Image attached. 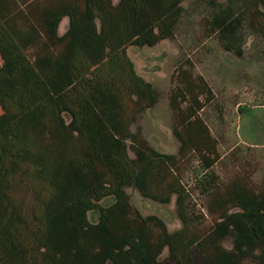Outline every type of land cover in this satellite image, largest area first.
<instances>
[{
    "label": "trees",
    "instance_id": "16d2710c",
    "mask_svg": "<svg viewBox=\"0 0 264 264\" xmlns=\"http://www.w3.org/2000/svg\"><path fill=\"white\" fill-rule=\"evenodd\" d=\"M253 4L264 14V0ZM183 10L182 0H0V264H264V187L211 179L212 224L191 214L185 165L210 170L221 155L201 115L214 91L190 60L169 98L178 152L131 128L160 94L128 47L173 38ZM228 11L211 20L225 39L242 24ZM127 187L159 203L175 196L182 227L134 210Z\"/></svg>",
    "mask_w": 264,
    "mask_h": 264
},
{
    "label": "rangeland",
    "instance_id": "374dc122",
    "mask_svg": "<svg viewBox=\"0 0 264 264\" xmlns=\"http://www.w3.org/2000/svg\"><path fill=\"white\" fill-rule=\"evenodd\" d=\"M253 3L254 0H182L184 10L173 38L152 47H128L137 72L152 82L160 94L159 101L146 109L131 127L133 131L140 128L154 148L167 153L179 150L169 98L177 84L174 73L180 62L190 60L194 74L203 76L214 91L215 99L201 115L218 139L221 158L210 170L194 158L183 172V182L191 196L190 211L198 228L212 224L205 193L211 179L220 186L240 180L255 189L264 187V14L260 13L263 7L256 9ZM222 10H229L231 17L242 20L230 39L212 29L211 20ZM68 23V17L61 22L60 34L67 30ZM130 154L134 156L131 150ZM126 190L133 209L143 216L161 217L170 231L182 227L175 196L170 203H159L143 197L132 187ZM15 197L27 211L35 203L27 190L19 191ZM112 201L110 197L102 204ZM97 214L98 211L90 212L92 221ZM226 245L231 247V240ZM167 254L168 250L162 258Z\"/></svg>",
    "mask_w": 264,
    "mask_h": 264
},
{
    "label": "crops",
    "instance_id": "0c3cea01",
    "mask_svg": "<svg viewBox=\"0 0 264 264\" xmlns=\"http://www.w3.org/2000/svg\"><path fill=\"white\" fill-rule=\"evenodd\" d=\"M65 18H67V17H65ZM65 18H64V19H65ZM64 19H63V20H64ZM68 25H69V23H68ZM63 33H64V32H63ZM63 33H61V34H63Z\"/></svg>",
    "mask_w": 264,
    "mask_h": 264
}]
</instances>
